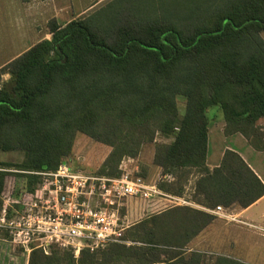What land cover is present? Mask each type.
<instances>
[{
  "label": "trees",
  "instance_id": "trees-1",
  "mask_svg": "<svg viewBox=\"0 0 264 264\" xmlns=\"http://www.w3.org/2000/svg\"><path fill=\"white\" fill-rule=\"evenodd\" d=\"M107 8L101 19L50 20V40L0 69V151L25 153L22 163L0 162V209L37 197L38 173L68 163L78 134L111 149L91 174L119 177L124 158L155 144L154 164L173 178L161 190L180 195L194 169L199 205L247 209L263 198V181L239 153L227 149L212 170L207 154L212 108L222 111L226 136L240 133L264 152V0H113ZM215 219L176 206L104 249L79 258L35 249L28 264H206L188 247ZM215 264L244 263L219 256Z\"/></svg>",
  "mask_w": 264,
  "mask_h": 264
},
{
  "label": "built area",
  "instance_id": "built-area-1",
  "mask_svg": "<svg viewBox=\"0 0 264 264\" xmlns=\"http://www.w3.org/2000/svg\"><path fill=\"white\" fill-rule=\"evenodd\" d=\"M120 171L119 177L111 178L75 170L64 162L56 171L38 173L44 182L37 197L21 207L8 200L0 209V242L27 256L35 249L48 255L52 247H59L72 249L77 258L84 249L94 252L121 241L129 227L122 214L128 199L165 198L170 204H191L121 169V165ZM229 210L223 205L207 209L224 220L264 233V228Z\"/></svg>",
  "mask_w": 264,
  "mask_h": 264
},
{
  "label": "crops",
  "instance_id": "crops-1",
  "mask_svg": "<svg viewBox=\"0 0 264 264\" xmlns=\"http://www.w3.org/2000/svg\"><path fill=\"white\" fill-rule=\"evenodd\" d=\"M104 0H29L24 2L23 0H0V69L8 65L11 61L18 58L25 52H27L31 47L38 44L43 40H50L52 35L48 29V23L52 19H56L60 24L66 25L67 23L82 18L85 15L99 5ZM10 79L9 74H5L2 77V81L6 82ZM219 126L220 131L223 134L222 142L216 146L213 145L211 135L212 127L214 125L209 124V140H208V154H207V165L212 170L220 166L224 153L227 149L233 150L240 154V156L247 162V164L252 168V170L259 176V178L264 183V152L257 151L251 146L248 140L240 133H236L230 136L225 134V121ZM142 151V150H141ZM155 154V153H154ZM136 158L126 157L121 162V169H126L133 174L139 175L141 173V167L136 163ZM138 159V158H137ZM149 174L143 177L148 184L158 186L159 181L165 180L167 182H172L173 179L169 176H164L162 170L154 164L153 158V168L148 166ZM140 176V175H139ZM142 177V175H141ZM198 179V173L194 169L187 171L182 184V192L180 195H173L175 197L185 198L191 204H176L168 206L169 201L165 198H157L153 200H141V199H128L126 202V208H129V203L134 200L136 202L144 201L149 202L145 206L132 205L128 210L129 214H126V220L130 221V217H138L140 214L144 213L147 209H154V214H160L166 210L171 209L176 206H188L198 210H202L206 213L213 215L216 219L211 225H209L200 235H198L190 244L188 252L198 251L204 254H214L215 248H222L221 241L227 240L233 242L235 237L233 234L229 239L223 238L217 233L216 228H220V225L225 222L226 224H235L237 226H243L234 222H229L224 220L217 215L207 211V207L197 204L193 197L195 194V185ZM159 188V187H158ZM165 192V191H164ZM167 193V192H166ZM264 201V197L257 201L255 204L247 209H241L238 206L228 207L229 211L235 215L240 216L244 219V215L247 214L253 206L258 205L260 202ZM210 209V208H209ZM213 209V208H212ZM156 210V211H155ZM152 214V215H154ZM264 219V213L262 215ZM259 227L264 228V224L259 222H251ZM133 225V223H131ZM129 225V224H128ZM130 226V225H129ZM246 227V226H243ZM251 229L249 227H246ZM257 232L259 235L264 236L263 232L251 229ZM4 247L0 250L2 251V256L0 259V264H4L6 254L11 255L12 247L8 243H3ZM217 245V246H216ZM220 248V249H221ZM218 256H226L232 258L230 254H217ZM27 256V255H26ZM28 258L26 259V264H28ZM216 262V261H215Z\"/></svg>",
  "mask_w": 264,
  "mask_h": 264
},
{
  "label": "rangeland",
  "instance_id": "rangeland-1",
  "mask_svg": "<svg viewBox=\"0 0 264 264\" xmlns=\"http://www.w3.org/2000/svg\"><path fill=\"white\" fill-rule=\"evenodd\" d=\"M113 0H104L99 5H97L95 8H93L89 14L85 15L84 17H88L90 15H96L97 19H101L104 14L107 12V5L112 2ZM262 37L264 39V31L262 32ZM213 69H209L207 74L208 76H211ZM179 111L181 113H184L187 106V99L179 97L177 99ZM208 117L210 119V124L214 125L212 127V135L211 139L213 142V145L215 146L216 140V146L222 142V140L217 139L221 137L223 139V134L220 131V128L216 126L219 124H223V113L218 108H212L208 111ZM264 129V124L262 125ZM157 141H168L167 139L161 138L160 135L156 136ZM111 152V149L108 146H105L103 144L97 143L91 138L83 135L78 134L74 146V151L70 158L68 159V163L71 166L79 167L80 170L91 172L96 171L101 168L102 164L106 160L107 156ZM155 153V144H147L143 146L141 153L139 156L135 159L136 163L141 167V173L139 174L142 177L148 176L149 174L148 166L153 168V158ZM25 159V153L22 151H9V152H3L0 151V162H7V163H22ZM173 179V178H171ZM163 180L159 181L162 182ZM15 183V182H14ZM20 182L18 181V184ZM21 184V183H20ZM163 191V190H162ZM149 202L139 201L136 202L132 200L129 203V208L126 209V214H129L128 210L131 208L132 205H140L145 206ZM173 204H168V206H171ZM154 210L147 209L144 211V213L140 214L138 217H130V221H127V224L130 226H133L134 224L152 216L154 214ZM156 211V210H155ZM264 213V201L260 202L258 205L253 206L252 209L244 215V219H247L251 222H259L261 224H264V219L262 218V215ZM133 223V225L131 224ZM217 233L222 234L221 235L225 239H229V237L233 234L235 239L233 242L222 240L221 245L222 248H215L214 254H207V263L206 264H215V261L217 260V257H219L217 254L221 253H228L230 256H232L233 259H237L240 262L244 264H264V236L259 235L257 232L248 229L243 226H237L235 224H226L223 222L222 225H220V228H216L215 230ZM2 243V242H0ZM217 246V245H216ZM4 247V244H0V248L2 249ZM11 248V255L9 256V253L6 254V260L4 264H26V259L28 258L21 249H17L15 247ZM2 251L0 250V259L2 256ZM30 256V255H29ZM80 256V255H79ZM79 256L77 258H79ZM3 264V263H2Z\"/></svg>",
  "mask_w": 264,
  "mask_h": 264
}]
</instances>
